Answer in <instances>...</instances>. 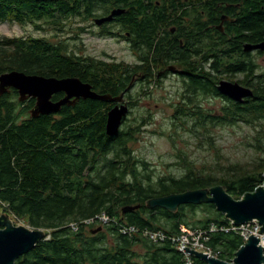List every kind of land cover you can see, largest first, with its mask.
<instances>
[{"label": "trees", "instance_id": "16d2710c", "mask_svg": "<svg viewBox=\"0 0 264 264\" xmlns=\"http://www.w3.org/2000/svg\"><path fill=\"white\" fill-rule=\"evenodd\" d=\"M126 2L60 0L49 5L35 0H0V22L45 21L62 32L64 20L83 15L84 5L88 12L96 6L126 8ZM144 3L137 0L132 6L134 15L144 11ZM147 3L151 6L150 0ZM248 6L254 12L248 14L251 19L246 21L247 30L261 31L264 38V0H251ZM128 15L129 12L125 18ZM150 34H154L153 30ZM150 40L152 48L155 39ZM120 68L85 59L63 44L43 38L0 40V75L20 71L58 79L77 77L102 93L117 95L126 80ZM18 96L13 89L0 97V213L35 230H45L49 240L38 243L15 264H186V256L171 242L153 243L141 234L124 235L122 225L136 227L140 232L162 230L173 235L181 233L182 228L206 231L207 245L217 257L233 261L244 245L243 237L238 231L221 230L230 228L231 221L213 204L182 205L173 213L149 209L146 203L152 198L214 186L226 187L235 200H240L264 184V157L253 169L232 166L229 176L221 178L195 172L186 165L185 175L155 181L152 172H146L148 163L130 148L140 126L121 130L115 137L107 136V104L80 100L75 106L63 107L58 114L32 118L30 110L35 99L21 103ZM60 98V94L54 96L56 101ZM243 113L245 117L241 119L248 123L264 120V88L260 99ZM197 119L205 122L206 132L227 119L232 122L230 115L200 114ZM258 150L264 153L261 146ZM134 206L140 208L122 213L123 208ZM101 214L112 222L84 224ZM213 226L217 230L211 232ZM191 260L192 264H207L193 256Z\"/></svg>", "mask_w": 264, "mask_h": 264}, {"label": "flooded vegetation", "instance_id": "af4514ba", "mask_svg": "<svg viewBox=\"0 0 264 264\" xmlns=\"http://www.w3.org/2000/svg\"><path fill=\"white\" fill-rule=\"evenodd\" d=\"M58 1L37 2L50 5ZM249 1L150 0V6L148 0H144V11L135 15L132 6L137 0H127L126 8L96 6L93 11L89 10L91 14L83 4V15L64 20L63 31L81 40L83 49L87 36L112 40L124 46L131 59L127 62L117 61L107 54L101 60L87 55L83 57L121 66L125 85L117 95L111 96L124 95L123 103L129 107V113L138 106L139 100L151 96L155 86L175 77L177 95L183 105L175 106L177 115L190 117L195 122L194 128H204L205 122L199 121L198 116L215 115L208 113L201 101L220 98L227 103L221 115H230L232 124H236L243 120L241 117H245V108L260 99L261 89L264 88V50L256 47L264 44V38L261 31L252 33L247 30L246 21L251 19L248 14L254 12L248 6ZM118 9L124 12L110 21L98 23ZM262 10L261 7L260 12ZM128 12L129 17L125 18ZM73 19L80 20L78 27L71 26L76 25L71 21ZM150 30H153L152 36ZM150 36L155 39L152 48ZM222 81L238 84L250 90L253 96L244 98L242 103L232 100L219 92ZM199 83L203 86L199 87ZM92 90L105 94L94 86ZM60 95L61 98L64 96ZM107 105L109 112L121 104ZM238 109L241 113H237Z\"/></svg>", "mask_w": 264, "mask_h": 264}, {"label": "rangeland", "instance_id": "374dc122", "mask_svg": "<svg viewBox=\"0 0 264 264\" xmlns=\"http://www.w3.org/2000/svg\"><path fill=\"white\" fill-rule=\"evenodd\" d=\"M71 21L76 24L71 26H79L80 20ZM29 37L43 38L53 44L61 43L81 56L98 57L101 60L107 54L117 61L131 60L124 46L112 40L87 36L86 47L83 49L81 40L73 38L72 33L57 31L45 21L35 24L0 22V40ZM177 88L175 77L155 86L151 96L139 100L138 106L133 108L122 125L121 130L140 126L130 148L139 159L148 163L146 172H152L156 181L164 176L185 175L188 171L186 165L195 172L220 178L229 176L232 166L255 168L256 163L264 157V153L258 150L259 146L264 148V120L248 123L243 119L232 124L227 119L221 125L211 126L208 132L204 128H194L195 122L190 117L177 115L175 111V106L182 105ZM201 103L208 113L215 116H221L227 107V103L220 98H207ZM11 219L16 226L33 230L26 223ZM46 240H49L48 237Z\"/></svg>", "mask_w": 264, "mask_h": 264}, {"label": "water", "instance_id": "95a60500", "mask_svg": "<svg viewBox=\"0 0 264 264\" xmlns=\"http://www.w3.org/2000/svg\"><path fill=\"white\" fill-rule=\"evenodd\" d=\"M39 1V0H37ZM46 1V0H40ZM58 1V0H50ZM124 10H114L108 18L99 20L103 23L119 16ZM264 50V44L256 46ZM18 92V100L23 103L29 99H35V106L30 110L32 118L58 114L63 107L75 106L80 100H94L103 103H120L107 114L106 134L108 137L117 136L125 119L129 115V107L124 104V95L112 97L109 94H98L92 90L90 84L84 83L77 77L63 79L28 75L20 71H11L0 75V97L11 90ZM219 92L232 100L242 103L244 98L252 97L250 90L244 89L238 84L222 81L218 87ZM64 94L59 100L54 96ZM213 204L215 209L223 214L235 226H242L256 222L262 226L264 234V184L254 192L244 195L240 200H235L224 186L189 190L183 193L166 195L149 199L147 208H162L170 212H177L182 205ZM140 206L125 207L122 213L139 209ZM99 228L98 231H101ZM94 231L93 233H96ZM47 233L43 229H29L24 226H16L8 214H0V264H15L23 255L33 250L38 243L47 239ZM262 238L251 236L248 241L237 251L232 262L186 248V254L196 257L207 264H264V247Z\"/></svg>", "mask_w": 264, "mask_h": 264}, {"label": "built area", "instance_id": "2783aa9c", "mask_svg": "<svg viewBox=\"0 0 264 264\" xmlns=\"http://www.w3.org/2000/svg\"><path fill=\"white\" fill-rule=\"evenodd\" d=\"M110 222H112V220L106 214H101L99 216H96V218L93 220H86L84 224L92 225V224L100 223L104 225V224H109ZM120 228H121L120 230L121 233L124 235L131 236V235L141 234L143 237H145L146 239H148L153 243H163L166 241L171 242L174 247H176L181 253H183L186 256V260H187L186 264H192V260H191L192 256L186 254V248L195 250L197 252L205 253L210 257L218 258L214 250L207 245V242L209 241V238L207 237L208 232H199V231L182 228L181 233L173 235V234H168L162 230H148V229L142 231L141 233H138V230L136 228L127 225H122L120 226ZM73 229L77 230V226L73 225ZM261 229L262 226L256 221L242 225L239 228L235 227V225L231 222L230 228L223 227L221 230L239 231L241 236L243 237L244 242H247L251 236H255L257 238L261 236L262 238L261 245L264 247V234H260ZM216 230L217 229L213 227L211 229V232Z\"/></svg>", "mask_w": 264, "mask_h": 264}, {"label": "bare ground", "instance_id": "6f19581e", "mask_svg": "<svg viewBox=\"0 0 264 264\" xmlns=\"http://www.w3.org/2000/svg\"><path fill=\"white\" fill-rule=\"evenodd\" d=\"M257 222H258V221H257ZM213 227H214V226H213ZM213 227H212V228H213ZM235 227L239 228V227H241V226H235ZM134 228H136V227H134ZM212 228H211V229H212ZM136 229H137V228H136ZM137 230H138V233H141V232H140L141 230H140V231H139V229H137ZM233 231H237V230H233ZM200 232H206V231H200ZM213 232H214V231H213ZM238 232H239V231H238ZM239 233H240V232H239ZM207 237H208V234H207ZM208 238H209V237H208ZM245 243H246V242H244V244H245Z\"/></svg>", "mask_w": 264, "mask_h": 264}]
</instances>
